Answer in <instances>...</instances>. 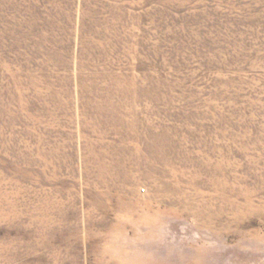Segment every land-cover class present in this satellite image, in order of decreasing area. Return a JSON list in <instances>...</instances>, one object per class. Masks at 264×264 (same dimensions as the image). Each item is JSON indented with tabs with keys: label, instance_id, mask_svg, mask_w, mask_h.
<instances>
[{
	"label": "rangeland",
	"instance_id": "obj_1",
	"mask_svg": "<svg viewBox=\"0 0 264 264\" xmlns=\"http://www.w3.org/2000/svg\"><path fill=\"white\" fill-rule=\"evenodd\" d=\"M0 264H264V0H0Z\"/></svg>",
	"mask_w": 264,
	"mask_h": 264
}]
</instances>
